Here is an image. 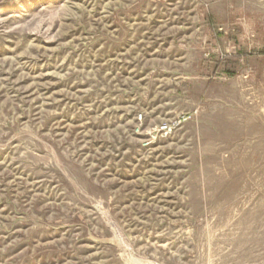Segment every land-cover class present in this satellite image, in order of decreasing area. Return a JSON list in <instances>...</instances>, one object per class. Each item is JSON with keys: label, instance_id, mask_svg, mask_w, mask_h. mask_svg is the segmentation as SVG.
Here are the masks:
<instances>
[{"label": "rangeland", "instance_id": "1", "mask_svg": "<svg viewBox=\"0 0 264 264\" xmlns=\"http://www.w3.org/2000/svg\"><path fill=\"white\" fill-rule=\"evenodd\" d=\"M0 264H264V0H0Z\"/></svg>", "mask_w": 264, "mask_h": 264}]
</instances>
